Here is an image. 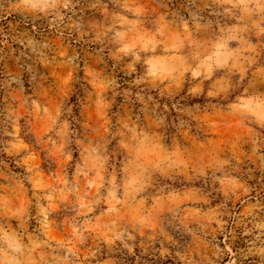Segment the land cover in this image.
<instances>
[{
	"label": "rangeland",
	"instance_id": "obj_1",
	"mask_svg": "<svg viewBox=\"0 0 264 264\" xmlns=\"http://www.w3.org/2000/svg\"><path fill=\"white\" fill-rule=\"evenodd\" d=\"M0 264H264V0H0Z\"/></svg>",
	"mask_w": 264,
	"mask_h": 264
},
{
	"label": "trees",
	"instance_id": "obj_2",
	"mask_svg": "<svg viewBox=\"0 0 264 264\" xmlns=\"http://www.w3.org/2000/svg\"><path fill=\"white\" fill-rule=\"evenodd\" d=\"M85 89H88V85L86 82H84L82 79H79L75 84V92L73 95L70 96V98L65 103L64 109L67 107H71L70 114H69V120L73 127H76V121L78 120V110L80 103L82 102V98L84 96Z\"/></svg>",
	"mask_w": 264,
	"mask_h": 264
}]
</instances>
